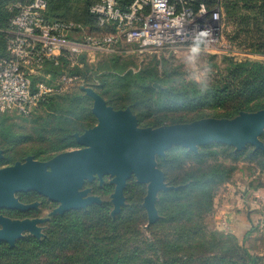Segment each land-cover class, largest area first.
Wrapping results in <instances>:
<instances>
[{"label":"trees","instance_id":"16d2710c","mask_svg":"<svg viewBox=\"0 0 264 264\" xmlns=\"http://www.w3.org/2000/svg\"><path fill=\"white\" fill-rule=\"evenodd\" d=\"M16 1L20 0H0V55L7 54L6 31L16 13L9 5ZM97 1L56 0L49 5L48 13L52 19L74 21L93 28L96 18L90 6ZM131 2L120 0L122 8ZM193 4L195 8L204 4L209 10L220 7L228 21L235 25L234 32L228 35L232 47L237 45V48L264 56V0H194ZM109 31V28L105 30ZM214 66L205 79L197 81L174 79L176 72L162 61H155L137 72L118 71L105 75L112 79L104 78L98 88L108 105L115 109L130 107L142 126L158 127L205 117L233 118L242 111L264 109V62L238 60L227 53L221 64ZM73 72L81 73L79 68ZM60 96L63 94L50 97L39 107L50 105ZM64 99L68 103L66 109L54 114L52 120L44 119L30 133L17 132L14 125L0 119V146L8 151L14 149L17 140L27 142L35 138L30 141L33 144H25L28 147L22 151L43 159L79 147L73 134L82 133L96 121L91 112V99L82 92L64 96ZM261 138L264 142V132ZM240 159L264 171V150H255L252 145L240 151L217 142L200 146L198 151L178 146L168 149L166 157H157L166 182L177 187L158 195L161 218L149 229L164 230L162 237H147L140 229V222L147 219L142 205L145 189L131 180L125 190L129 193L128 204L114 217L109 201L56 214L48 221L41 238L27 234L12 247L0 242V264H181L196 261L195 254L184 250L190 249V242L206 233L209 236L206 242L211 244L220 238L216 232H207L201 221L204 214L213 209L216 190L233 176L235 167L226 160ZM16 160L8 155L0 160V166ZM134 189L136 193L131 194ZM111 191L112 186L108 184L102 188L103 195ZM228 254L227 251L225 255L212 254L198 259H210L211 264L258 263L256 255L246 249L247 263L237 261L233 255L228 257Z\"/></svg>","mask_w":264,"mask_h":264},{"label":"water","instance_id":"95a60500","mask_svg":"<svg viewBox=\"0 0 264 264\" xmlns=\"http://www.w3.org/2000/svg\"><path fill=\"white\" fill-rule=\"evenodd\" d=\"M93 99L92 113L97 124L83 133H75L80 145L61 152L48 161L28 156L24 161L0 168V208L27 211L36 203H24L16 196L19 192L34 191L59 203L53 215L72 209L100 204L96 196L83 189L86 181L96 176H113L114 217L124 204V190L131 177L147 184L143 206L148 224L155 223L160 215L156 207L158 194L177 188L165 180L164 171L158 166L157 157H165L172 147H187L197 151L199 146L212 142L233 146L236 151L247 145L264 150L261 135L264 132V109L255 112L242 111L233 118L205 117L191 122L174 123L158 127H141L130 107L115 109L92 87H82ZM3 152L0 150V159ZM43 220H11L0 215V242L11 247L28 234L41 238L44 233L38 225Z\"/></svg>","mask_w":264,"mask_h":264},{"label":"built area","instance_id":"2783aa9c","mask_svg":"<svg viewBox=\"0 0 264 264\" xmlns=\"http://www.w3.org/2000/svg\"><path fill=\"white\" fill-rule=\"evenodd\" d=\"M53 1L10 5L16 13L6 31L7 54L0 55V114L28 116L43 101L80 86V74L73 71L83 67L82 56L120 42L145 49H233L225 40L222 9L195 8L194 0H132L125 8L120 0H99L90 6L96 32L50 18Z\"/></svg>","mask_w":264,"mask_h":264},{"label":"rangeland","instance_id":"374dc122","mask_svg":"<svg viewBox=\"0 0 264 264\" xmlns=\"http://www.w3.org/2000/svg\"><path fill=\"white\" fill-rule=\"evenodd\" d=\"M12 3L10 5H12ZM234 29L235 25L230 20L228 21L225 15V40L227 41V43L229 42L228 35H231V33L234 32ZM88 30L89 32L97 31L95 27L92 28L89 26ZM236 46L231 50H228L231 47L226 46H220L218 47V49H145L141 48L137 43L120 42L114 48H108L104 51L91 52L90 55L82 56L83 67L79 69V71H81V73H79L81 77L80 86L72 88L68 92L64 93L62 97H55L50 105L38 107L36 111H34L31 115L22 116L13 112L12 114H8V116H0V119H6L7 124L14 125V130L17 132L30 133L44 119L52 120L55 118L54 114L66 109L68 103L66 99H64V96H71L74 93L80 92L88 96L86 92L82 89V87H92L100 94L98 86L100 85L101 81L104 80V78H107L108 81L112 79L110 76L108 78V76L106 77L105 75H110L111 73L118 71L126 73L129 70H134L135 72H137L142 68L152 66L155 61H162L172 71L176 72V74L174 75V79H195L197 81L205 79L208 74L215 69V64H221V59L224 55H226L225 53L231 54L238 60L250 59L254 61L264 62V56L255 53H250L248 51L243 50L241 47L237 48ZM214 56L216 57L214 58ZM88 97L91 99L92 112L93 99L90 96ZM96 124L97 119L94 125ZM138 124L141 127H153L142 126L140 125L139 120ZM33 139L35 138H32L27 142L24 140H17V144H14V149H10L8 151L0 146V150H2L3 152V157L1 159L8 155H13V157L17 158V160L14 161L15 163L17 161H24L28 156H33L34 159L41 161H48L49 159L55 156L54 155L51 158L43 159L36 158V156L33 154H24L22 148L25 147L26 149L28 147L26 146L27 144H33L32 142L30 143V141H32ZM34 142L36 144L39 143L36 140ZM79 147H71L67 150ZM226 163L235 167L233 176L229 181L221 185L216 190L213 202V209L208 214H204L203 219L201 221L203 227L207 232H216L219 234L220 238L214 244L206 242L209 239V236L206 232V235L204 237L200 239H198V237L195 238V240L190 242L191 248L184 250V252H192L193 254H195L197 260L192 262H183L181 264H211L212 260L210 259L199 260L198 258H207L208 255L212 254L213 256L225 255L227 254V251L229 253L228 257H230V255H233L234 257H237L235 258L237 261L247 263V258L246 256H244V249H246L250 254L256 255V257L258 258V263L256 264H264V171L262 172L260 169H257L255 167V164L248 162V160L246 159H240L238 161L233 162L231 160H226ZM8 165L12 164H4L1 165L0 168ZM112 179L113 176L111 175H106L103 178H99L96 176L93 180L86 181L83 186V189H89V195L98 197V199L100 200V204L104 201H109L112 204L111 212L113 210L112 199L115 190V184L111 183ZM131 180L138 183L135 177H131L127 182L126 188H128V183ZM106 184L112 186V191L106 195H103L102 188ZM141 185L145 189V195L142 201L143 205L144 198L147 193V184ZM125 190V200L123 206L128 204L129 193L126 194ZM134 190L131 191V194L136 193L137 189ZM231 193L233 194L234 199L238 203V205L241 204V207L238 205L237 207L248 211L249 214H252V227L254 228H251V230L248 232V234L251 236L239 238L231 230L230 220H232L233 218H231L227 212L223 211V209L221 208L222 204H220L219 202L220 200H222V198L227 199V197H231ZM247 194L249 195L246 197ZM16 196L19 198L20 201L24 203H36V206L29 209L31 211L27 212V214L21 212V210L15 211L17 209L0 208V215L6 216L11 220H22L25 218H40L43 221L40 222L38 225L40 226L41 231L44 233L45 229L47 228V223L51 219V217L54 216L53 212L59 206V203L49 200L48 198L41 196L34 191L19 192L16 194ZM159 218H161V215ZM151 225L148 224L147 215V219L142 220L139 226L142 232H144V235H146L147 237H162L165 231L157 229H155L154 231H150L149 227ZM188 245L189 244H186L185 246L188 247ZM235 254H237V256H235Z\"/></svg>","mask_w":264,"mask_h":264},{"label":"crops","instance_id":"0c3cea01","mask_svg":"<svg viewBox=\"0 0 264 264\" xmlns=\"http://www.w3.org/2000/svg\"><path fill=\"white\" fill-rule=\"evenodd\" d=\"M248 195L249 194H247L246 197ZM219 202L220 204H222L221 208L223 209V211L227 212L229 216L233 218L232 220H230L232 232L239 238L251 236L248 234V232L251 230V228H253V217H251L252 214H249L248 211L237 207L238 203L235 201L233 194L231 195V197H227V199L222 198V200H220ZM238 206L241 207V204Z\"/></svg>","mask_w":264,"mask_h":264},{"label":"flooded vegetation","instance_id":"af4514ba","mask_svg":"<svg viewBox=\"0 0 264 264\" xmlns=\"http://www.w3.org/2000/svg\"><path fill=\"white\" fill-rule=\"evenodd\" d=\"M15 211H19V210H15ZM31 210H27V211H21V212H23V213H26L27 214V212H30Z\"/></svg>","mask_w":264,"mask_h":264}]
</instances>
